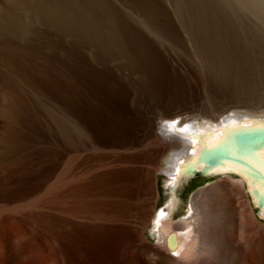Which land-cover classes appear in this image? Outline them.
Returning <instances> with one entry per match:
<instances>
[{"label": "rangeland", "instance_id": "374dc122", "mask_svg": "<svg viewBox=\"0 0 264 264\" xmlns=\"http://www.w3.org/2000/svg\"><path fill=\"white\" fill-rule=\"evenodd\" d=\"M40 2L50 14L37 11ZM263 26L219 0H0L1 235L11 243L22 226L42 231L16 250L7 244L6 262L57 264L47 227L59 220L74 174L117 162L113 148L143 139L160 164L174 147L154 123L263 113ZM220 177L189 179L182 206Z\"/></svg>", "mask_w": 264, "mask_h": 264}, {"label": "bare ground", "instance_id": "6f19581e", "mask_svg": "<svg viewBox=\"0 0 264 264\" xmlns=\"http://www.w3.org/2000/svg\"><path fill=\"white\" fill-rule=\"evenodd\" d=\"M219 2L226 10L240 9L264 25V0ZM38 4L37 11L48 13L50 7L47 10L43 8L44 2ZM8 25L9 30H15L13 23ZM3 106L12 109V100L5 97ZM221 116L204 121L168 117L163 125L160 121L154 123L153 127L161 128L163 133H159V138H165L168 146L174 147L162 156L157 169L160 178L166 175L162 180L165 198L156 209L149 229L169 255L163 257L162 264H264V222L255 211V206L261 205L260 215L264 217V112L241 110ZM182 142L185 146L178 149ZM192 167L199 172L195 173ZM200 175L221 177L195 192L189 206L184 208L179 190L189 179ZM4 203L7 205L4 210L14 214L11 202ZM182 208L184 215L175 219ZM4 232L0 224V264H9L4 256L7 244L16 250L15 245L22 238L42 235V231H29L22 226L9 240L11 244L1 235Z\"/></svg>", "mask_w": 264, "mask_h": 264}, {"label": "crops", "instance_id": "0c3cea01", "mask_svg": "<svg viewBox=\"0 0 264 264\" xmlns=\"http://www.w3.org/2000/svg\"><path fill=\"white\" fill-rule=\"evenodd\" d=\"M150 140L113 148L120 159L74 174L59 220L47 227L58 264H162L169 256L149 231L163 195ZM76 181V182H75ZM46 232L45 229L43 233Z\"/></svg>", "mask_w": 264, "mask_h": 264}, {"label": "water", "instance_id": "95a60500", "mask_svg": "<svg viewBox=\"0 0 264 264\" xmlns=\"http://www.w3.org/2000/svg\"><path fill=\"white\" fill-rule=\"evenodd\" d=\"M229 112H225L224 114H222V116H224V115H227ZM221 116V117H222ZM193 168V167H192ZM193 170H195V173H198L199 171H198V169H196V168H193ZM201 177H205V176H202V175H200Z\"/></svg>", "mask_w": 264, "mask_h": 264}, {"label": "snow or ice", "instance_id": "6c2138e0", "mask_svg": "<svg viewBox=\"0 0 264 264\" xmlns=\"http://www.w3.org/2000/svg\"><path fill=\"white\" fill-rule=\"evenodd\" d=\"M171 127V125H169ZM180 131H184V129H180Z\"/></svg>", "mask_w": 264, "mask_h": 264}]
</instances>
